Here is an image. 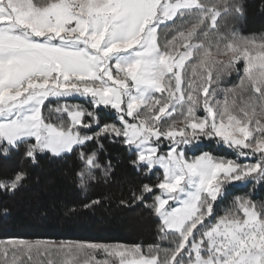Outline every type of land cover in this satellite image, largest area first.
Wrapping results in <instances>:
<instances>
[{"label": "snow or ice", "instance_id": "obj_1", "mask_svg": "<svg viewBox=\"0 0 264 264\" xmlns=\"http://www.w3.org/2000/svg\"><path fill=\"white\" fill-rule=\"evenodd\" d=\"M244 11L242 0H0V156L35 164L76 152L87 190L111 179L105 141L119 143L135 174L119 204L149 210L160 241L10 237L0 264H264V200L252 198L264 190V33L221 27ZM52 98L86 106L45 114ZM212 143L235 158L201 150ZM27 177L0 176V194ZM237 186L245 193L218 214Z\"/></svg>", "mask_w": 264, "mask_h": 264}, {"label": "trees", "instance_id": "obj_2", "mask_svg": "<svg viewBox=\"0 0 264 264\" xmlns=\"http://www.w3.org/2000/svg\"><path fill=\"white\" fill-rule=\"evenodd\" d=\"M242 2L244 15L225 17L221 21V27L227 26L245 36L264 33V0ZM237 82V77L233 74L225 83L226 86H231ZM75 101L86 105L83 100ZM56 106V100H52L44 109L45 114L49 108ZM102 116L108 119L109 113L105 111ZM105 146L115 166L113 175L109 180L101 178L92 182L87 190L77 186L75 173L82 165L76 152L59 158L42 154L35 164L23 159L19 153H13L8 158L0 156V176L11 175L19 169L28 172L27 179L14 194H0V239L21 237L56 241L141 243L144 246L160 242L156 229L158 221L149 210L142 205L123 207L119 204L121 193L127 189V184L123 182L135 179L128 164L131 156L127 149L119 143L109 144L107 141ZM201 150L235 158L231 151L215 143L204 144ZM159 176V172L153 174L151 181L155 182ZM251 190L252 185H249L247 191ZM244 193L245 190L239 186L230 188L227 199L220 204L217 213L222 214L234 196ZM97 197L102 199V203L95 208L80 210L75 214L67 212L69 207H78L81 202ZM252 198L257 202L264 200V190L257 188ZM3 209H7V214ZM161 246L169 245L162 242ZM41 260L46 258L43 255L33 257L34 264H40Z\"/></svg>", "mask_w": 264, "mask_h": 264}, {"label": "rangeland", "instance_id": "obj_3", "mask_svg": "<svg viewBox=\"0 0 264 264\" xmlns=\"http://www.w3.org/2000/svg\"><path fill=\"white\" fill-rule=\"evenodd\" d=\"M52 100H56V102H57V106H58V105H62V104H64L65 102H67V103H78V102H76L75 100H83V101L86 102V100H85L84 98L69 99L68 101L57 100L56 98H52ZM79 104H81V103H79ZM82 105H85V104L82 103ZM85 106H86V105H85ZM52 108H55V107H52ZM189 155H192V153H189ZM97 258L100 259V258H103V257L100 256V255H97ZM81 264H84V260H83V258H81Z\"/></svg>", "mask_w": 264, "mask_h": 264}]
</instances>
